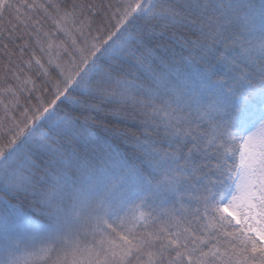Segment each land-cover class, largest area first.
Instances as JSON below:
<instances>
[{
  "label": "snow or ice",
  "instance_id": "1",
  "mask_svg": "<svg viewBox=\"0 0 264 264\" xmlns=\"http://www.w3.org/2000/svg\"><path fill=\"white\" fill-rule=\"evenodd\" d=\"M0 264H264V0H0Z\"/></svg>",
  "mask_w": 264,
  "mask_h": 264
},
{
  "label": "trees",
  "instance_id": "2",
  "mask_svg": "<svg viewBox=\"0 0 264 264\" xmlns=\"http://www.w3.org/2000/svg\"><path fill=\"white\" fill-rule=\"evenodd\" d=\"M49 23H50V22H49ZM176 50H177V52H179V47H178V46H177V49H176Z\"/></svg>",
  "mask_w": 264,
  "mask_h": 264
}]
</instances>
